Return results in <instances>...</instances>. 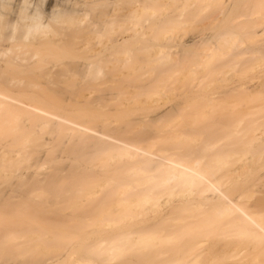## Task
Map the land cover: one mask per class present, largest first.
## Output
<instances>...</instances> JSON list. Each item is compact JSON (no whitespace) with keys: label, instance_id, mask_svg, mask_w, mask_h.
Segmentation results:
<instances>
[{"label":"bare ground","instance_id":"bare-ground-1","mask_svg":"<svg viewBox=\"0 0 264 264\" xmlns=\"http://www.w3.org/2000/svg\"><path fill=\"white\" fill-rule=\"evenodd\" d=\"M44 1L0 0V181L43 150L0 191V264H264V73L208 69L264 0ZM202 71L182 119H131Z\"/></svg>","mask_w":264,"mask_h":264},{"label":"rangeland","instance_id":"rangeland-1","mask_svg":"<svg viewBox=\"0 0 264 264\" xmlns=\"http://www.w3.org/2000/svg\"><path fill=\"white\" fill-rule=\"evenodd\" d=\"M44 2H46V0ZM246 29H249V27L248 28L246 27ZM253 31L256 33V40L255 41L253 40V42H252L247 36H245V37L239 36L240 37L239 39L241 40L242 43L239 45L237 51L234 50V52L232 51L230 54L222 56L219 60H217L213 64H211L208 69L214 70V71L219 70V69H223L224 71H226L227 65L230 64L231 62H235L236 64L234 65V68H233L235 73H234L233 78L239 79L240 81H249V79L251 77H253L254 75L264 73V56L261 57L262 55L257 53V49L259 47H264V27H262V26L256 27L253 29ZM168 45H175V43L169 42ZM181 62H183V61H181ZM258 62L263 63V64L257 65ZM180 65H184V63H181ZM225 66H226V68H223ZM205 72L206 71H202V72H200V74H198V80L201 81L200 84H198V85L195 82V80H192V82L188 83L187 85H182L179 82L180 80L177 78L173 82L167 83L166 84L167 89L164 92H168L167 94H169V97L171 94H173V95H171V98L169 99V97H168L165 100V98L159 97L156 99V102H155L156 105H154L153 107H148V106H146V104L143 105L145 108L143 110L136 111V114L134 112L131 119L137 120V119L144 117V119H142V120H146V123H147V122H150V120H153V118L157 119L159 117L158 120L160 122L158 121V123H157L159 125L163 124L166 121L170 122L173 119H177V118L182 119V117H180V115L178 116V114H179V112H181V109L185 106L186 102L195 103V101H196L195 98L200 96V95L201 96L203 95L204 90L206 89V85H208L210 82V78L206 75ZM160 77L163 78L164 75L161 74L158 76V78H160ZM133 90H134V87L128 86L129 92L133 93ZM82 92H85V93L88 92V96H91V97L92 96L96 97L98 95L97 94L98 92H96L94 90H90V89H89V91L86 90V91H82ZM109 92H111V91L103 90V93H102L103 97L104 98H108V97L110 98V96H108ZM62 96H64L65 98H66V96L68 97V95H62ZM141 99H138V101ZM135 100H137V99H135ZM134 102H137V101H134ZM157 103H160V104H157ZM134 104L136 105V103H133V105ZM133 105H131V104L129 105V101H128V111L132 110V108L134 107ZM113 106H114L113 102H110L109 106H107V109L111 108V110H113L112 109ZM129 106H132V107L130 108ZM183 109H185V108H183ZM188 110H189V108H188ZM162 111H168V112L166 115H163V114H161ZM42 151H43L42 149H38V150H35L34 152L30 153L31 156H32V154H35V155H33L32 157L29 156V158L31 157L30 160L28 159L29 161H27V163L29 162V164H27L25 161V162H23L22 165H20L21 167L18 166L17 170L15 169V171L18 174H20V175L23 174L21 176L20 180L16 179V177H13V178L7 180L6 183H4V184L2 183V181H0L3 184L2 186H0V191L1 192L4 191L3 192L4 194L7 192L8 193L11 192V195H13L14 194V191L12 190V189H14L13 187H16L15 190L19 188V192H25L26 190H28V188H30L29 187L30 184L26 185V183H29L31 181L30 179L32 176H34V178H37L35 176V174L33 175V173H32L34 171L30 170V169H32L30 166L32 164L40 161L39 159L42 156V153H43ZM57 155H60V153L58 152ZM65 167L66 166H61L60 170L65 169ZM47 170L49 173L47 172ZM55 170H57V169H55ZM43 172H44V174H45V172H47L46 174H52V172H54V169L53 170L52 169H42V170L36 171L35 173L41 175ZM39 178H40V176H39ZM0 197H2V195ZM4 200L8 201L9 198H7V199L5 198ZM14 200H15V198L14 199L12 198L9 201H14ZM207 246H208V243H205L202 248L203 249L207 248ZM221 246H223V243H221V245H218L216 247V249L218 247L221 248ZM249 250H250V248H249ZM247 252H248V250L242 251L243 254H245ZM30 264H33V263H30Z\"/></svg>","mask_w":264,"mask_h":264}]
</instances>
